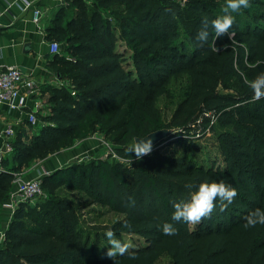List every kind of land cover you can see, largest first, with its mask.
<instances>
[{"label": "trees", "instance_id": "16d2710c", "mask_svg": "<svg viewBox=\"0 0 264 264\" xmlns=\"http://www.w3.org/2000/svg\"><path fill=\"white\" fill-rule=\"evenodd\" d=\"M67 1L47 30L60 44L52 69L61 84L51 88L48 112L39 114L32 138L18 134L11 142L13 153L0 171V209L14 171L59 152L67 140L99 132L112 137L120 160L71 163L39 178L43 196L33 207L24 202L15 209L0 264H158L163 257L172 264H264V224L243 227L251 210L264 208V97L252 99L246 83L264 71V0L232 13L223 36L209 25L204 42L196 39L203 19L223 15L226 0ZM185 76L189 92L166 119L157 102ZM162 129L173 131L163 142L174 139L182 152L170 154L159 144L137 159L126 151L138 136ZM211 131L223 167L189 152V139ZM205 180H223L237 195L223 211L217 200L193 228L173 221V202L189 196L185 184ZM65 192L82 193L123 218L84 232L79 208ZM164 222L176 231L165 234ZM109 228L122 242L125 234L143 240L129 248L134 256L113 260L95 246L109 244Z\"/></svg>", "mask_w": 264, "mask_h": 264}, {"label": "crops", "instance_id": "0c3cea01", "mask_svg": "<svg viewBox=\"0 0 264 264\" xmlns=\"http://www.w3.org/2000/svg\"><path fill=\"white\" fill-rule=\"evenodd\" d=\"M29 1L33 2V6L40 7L44 11L45 15L41 25H36L32 21L31 9L24 10L21 1L0 0V67H19L31 75L38 86L37 96L34 100L28 101L26 108L15 110L11 109L7 103L0 104V148L12 142L18 134H25L32 138L35 128L41 127L39 114L37 126H33L28 121V113L33 109L34 101H39L42 105L40 114H46L49 107L50 90L61 84V79L52 69L54 54L50 51L52 41L48 39L47 30L55 13L61 7L68 6L69 2L67 0ZM8 128L14 130L11 140L5 134ZM14 190H16L15 183L11 192ZM9 213L5 206H2L0 209V247L12 217Z\"/></svg>", "mask_w": 264, "mask_h": 264}, {"label": "rangeland", "instance_id": "374dc122", "mask_svg": "<svg viewBox=\"0 0 264 264\" xmlns=\"http://www.w3.org/2000/svg\"><path fill=\"white\" fill-rule=\"evenodd\" d=\"M181 3H185L186 0H178ZM87 4L91 5V0H86ZM136 16H140L141 12L135 11ZM119 34V31L117 32ZM119 49L126 52V57L130 55L126 43L119 42ZM189 78L187 76L181 79H175L168 86L170 95L168 97H161L157 105L162 110L166 119H169L172 113L177 108L178 104L185 98L189 92ZM221 93H228L229 90L223 88L220 89ZM40 126L35 128V132ZM112 137H107L101 133H94L86 138L71 139L65 142V146L57 153L45 158V159H33L26 166L22 168L19 173H14L15 177H19V180L28 181L41 178L43 175L51 174L55 170L62 168L66 165L76 162H89L91 160L108 159L111 162L119 161L120 159L115 153V144ZM196 138V139H194ZM26 140H30V137H26ZM191 147L189 152L192 153L198 162L207 164H215L216 166H224L223 158L220 154L219 143L216 134L211 131L205 137H193L189 139ZM162 151L170 154L180 153L183 151V146L177 144L174 139L164 141L160 145ZM196 149V150H195ZM111 157V158H109ZM17 182V181H16ZM17 187V183L15 184ZM72 197L75 205L79 208L82 220V229L84 232L90 233L93 228L103 227L111 225L116 221L123 218V215L110 211V209L103 207L99 204L92 203L82 193L77 192H65ZM38 199L29 201L30 206H35ZM4 206V205H3ZM13 216V210L6 208ZM9 213V214H10ZM12 218V217H11ZM191 223L192 228L196 225ZM1 236V233H0ZM93 237V236H92ZM124 242L130 244V248L143 243V240L135 235L125 234L123 236ZM97 248L100 247L101 251H105L108 248V244L100 243ZM158 264H172L169 257H163Z\"/></svg>", "mask_w": 264, "mask_h": 264}, {"label": "clouds", "instance_id": "9594fccd", "mask_svg": "<svg viewBox=\"0 0 264 264\" xmlns=\"http://www.w3.org/2000/svg\"><path fill=\"white\" fill-rule=\"evenodd\" d=\"M249 3L250 0H226L224 14L211 20L205 17L202 21V28L196 35V39L200 42H204L208 39L209 25L214 29L216 37L225 35L235 20V16L232 15V13L247 8ZM246 83L252 90V99L259 100L261 97H264V71L259 72L254 78L247 80ZM137 138L126 151L134 153L135 157L140 159L143 155L151 152L153 141L150 137L147 139H145L144 136L139 137V139ZM185 187L189 189V196L187 199L173 202L174 211L171 214L173 221H184L195 224L202 218L211 215L217 200L221 202L220 210L223 211L237 195V189L223 180H205L198 184H194L190 181L185 184ZM257 224H264V208L257 207L251 210L245 217L243 227L249 228ZM162 231L170 235L176 231V228L172 223L164 222ZM105 235L110 244L107 248V255L113 260L117 256H123L126 253L129 256L135 255L134 252L129 251L130 244L118 239L113 229H107Z\"/></svg>", "mask_w": 264, "mask_h": 264}, {"label": "built area", "instance_id": "2783aa9c", "mask_svg": "<svg viewBox=\"0 0 264 264\" xmlns=\"http://www.w3.org/2000/svg\"><path fill=\"white\" fill-rule=\"evenodd\" d=\"M22 2L23 9L32 11V21L36 25H41L45 15L42 8L33 6V2L29 0H18ZM52 54L60 53V44L52 42L50 44ZM38 94V86L36 80L16 66L0 67V104L7 103L11 109L21 110L26 108L28 101L34 100ZM42 105L39 101H34L33 109L28 113V121L33 126L39 124L38 114L41 113ZM1 125V121H0ZM7 137L11 140L14 130L8 128L5 131ZM13 153V146L8 142L4 148H0V171L3 170V162ZM16 177V190L11 192L9 200L4 204L5 208L15 211L19 204L39 199L43 196L40 179L22 181ZM17 181V182H16Z\"/></svg>", "mask_w": 264, "mask_h": 264}, {"label": "water", "instance_id": "95a60500", "mask_svg": "<svg viewBox=\"0 0 264 264\" xmlns=\"http://www.w3.org/2000/svg\"><path fill=\"white\" fill-rule=\"evenodd\" d=\"M59 79H61L60 75H59ZM172 130L170 129H162V130H158L155 132H152L148 135H146L144 138H151L153 141V148L151 151L155 150L156 148H158L159 144H162L163 140L166 139L168 136H170L172 134ZM136 139V138H135ZM134 139V141H135ZM139 139V138H137Z\"/></svg>", "mask_w": 264, "mask_h": 264}]
</instances>
